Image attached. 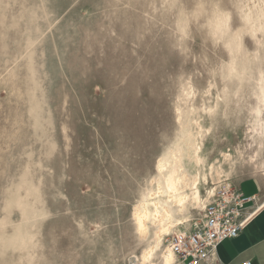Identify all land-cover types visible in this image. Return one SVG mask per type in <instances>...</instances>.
<instances>
[{"label": "rangeland", "instance_id": "374dc122", "mask_svg": "<svg viewBox=\"0 0 264 264\" xmlns=\"http://www.w3.org/2000/svg\"><path fill=\"white\" fill-rule=\"evenodd\" d=\"M263 86L264 0H0V264H138L179 147L202 197L264 180Z\"/></svg>", "mask_w": 264, "mask_h": 264}, {"label": "bare ground", "instance_id": "6f19581e", "mask_svg": "<svg viewBox=\"0 0 264 264\" xmlns=\"http://www.w3.org/2000/svg\"><path fill=\"white\" fill-rule=\"evenodd\" d=\"M262 92L261 103L264 108V86ZM261 110L262 108L257 107L253 114L256 118L255 126H259L261 133L264 134V116L260 117ZM183 157H187L188 161L191 160L195 163H199L202 159L198 150L194 149L191 152L187 149L184 151L181 147L173 150L168 157L160 159L156 166L157 175L154 179V186L142 196L133 211L136 230L141 238L148 235L150 226L153 228L151 242L149 241L150 243L142 250L138 264H149L160 247L164 235H171L181 228H186L191 220L197 218H190V215L185 213L188 211V205L197 204L200 206L199 208L203 209L207 199L218 189L212 187L207 191V196L202 197L196 185L197 178L190 177L183 168ZM216 174L217 178L213 180L220 181L221 172L216 170ZM227 175L228 173L223 174L226 177ZM223 185L226 186V184ZM201 214L199 215L201 216ZM184 221H186L185 224L177 227ZM169 236L161 251V261L163 264H173L175 261L178 264L176 255L168 243Z\"/></svg>", "mask_w": 264, "mask_h": 264}, {"label": "built area", "instance_id": "2783aa9c", "mask_svg": "<svg viewBox=\"0 0 264 264\" xmlns=\"http://www.w3.org/2000/svg\"><path fill=\"white\" fill-rule=\"evenodd\" d=\"M245 203L234 186L219 187L206 201L201 216L169 236L168 243L178 264L208 261L217 245L236 238L241 231ZM236 264L252 263L246 259Z\"/></svg>", "mask_w": 264, "mask_h": 264}, {"label": "crops", "instance_id": "0c3cea01", "mask_svg": "<svg viewBox=\"0 0 264 264\" xmlns=\"http://www.w3.org/2000/svg\"><path fill=\"white\" fill-rule=\"evenodd\" d=\"M233 186L246 199L241 231L236 238L217 245L208 261L198 264H236L246 259L264 264V180L246 177Z\"/></svg>", "mask_w": 264, "mask_h": 264}]
</instances>
